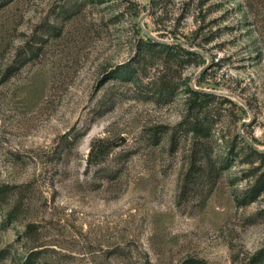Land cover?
<instances>
[{"label": "rangeland", "instance_id": "1", "mask_svg": "<svg viewBox=\"0 0 264 264\" xmlns=\"http://www.w3.org/2000/svg\"><path fill=\"white\" fill-rule=\"evenodd\" d=\"M0 190V264H264V0H0Z\"/></svg>", "mask_w": 264, "mask_h": 264}, {"label": "trees", "instance_id": "2", "mask_svg": "<svg viewBox=\"0 0 264 264\" xmlns=\"http://www.w3.org/2000/svg\"><path fill=\"white\" fill-rule=\"evenodd\" d=\"M147 52L148 51H152V50H157L159 49V51H165V50H169L170 49V46L168 44H157L156 42L152 41L151 39L150 40H147L145 41V44H144ZM182 47V46H181ZM186 51V53H190L191 51L186 49V48H182ZM136 75L135 71H134V68L133 66H130L129 64H121L119 66V68L115 71V77H119V78H123V79H127V80H130V79H133V77ZM195 94L196 93H199L198 91H193ZM199 127V125H196V127ZM197 129V128H196ZM0 195H2V191L0 190ZM258 194V192H256L255 196L256 197ZM261 263H264V255L261 256V258H259ZM258 259V260H259ZM197 264H206L204 261H201V262H197Z\"/></svg>", "mask_w": 264, "mask_h": 264}]
</instances>
